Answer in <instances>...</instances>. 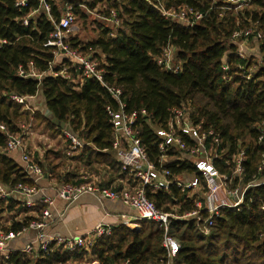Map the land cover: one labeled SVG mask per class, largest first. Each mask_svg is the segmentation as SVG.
Returning <instances> with one entry per match:
<instances>
[{
	"label": "trees",
	"instance_id": "1",
	"mask_svg": "<svg viewBox=\"0 0 264 264\" xmlns=\"http://www.w3.org/2000/svg\"><path fill=\"white\" fill-rule=\"evenodd\" d=\"M19 1L0 0V40L7 43L0 46V127H4V131L0 130V184L9 190L20 184L33 185L23 162L14 160L6 152V146L8 136L20 135L21 124L30 120L22 105L12 101L10 95L23 98L40 95L46 110L68 126L78 140L92 146H85L73 161H84L86 166L107 165L111 173L98 185L101 189L121 192L124 188L118 181L133 180L132 174L123 171L120 162L111 156L113 125L107 109L116 112L120 102L126 114L136 115L134 130L147 161L158 170L168 171L169 180L193 176L205 191L202 175L189 161L182 160L174 149H159L162 140L156 130H167L172 110L186 107L192 125L219 138L216 153L222 158L212 162L219 173L230 177L234 165L227 166L225 161L241 150L245 153L244 172L232 177L229 188L260 185L246 191L239 212L220 210L207 235L199 227L204 226L203 220L208 215L200 212L199 223L170 219L167 232L153 222H143L139 229L124 225L111 227L110 235L97 239L90 253L96 257L97 264L125 261L165 264L162 241L166 234L179 244L174 264H264L261 211L264 205V1L250 0L253 9L233 13L223 10L226 0H46L54 23L62 16L60 6L66 3L71 5L75 19L83 24L89 18L86 9L102 17L114 11L121 23L114 38L109 36L106 24L94 19L92 30L97 34L96 39L83 43L76 37H68L67 43L97 63L103 83L120 90L119 102L96 81L84 80L79 85L76 81L81 71L65 61L54 65L52 73H59L66 66L67 79L44 76L39 81L18 76V71L26 70L30 63L38 73L49 72L55 51L44 47L53 31V22L42 13L30 16L40 9L39 0H26L25 6H17ZM158 1H163L167 9L187 7L203 17L191 29L178 27L161 17ZM24 20H28L26 26ZM249 28L258 30L261 39L255 45L258 52L242 59L230 39L235 31ZM168 46L174 53V62L180 64L178 74L165 72L157 65L156 60ZM257 54L261 57L259 65ZM224 65L228 67L227 73L223 71ZM252 67L257 70L247 79L248 69ZM33 118L38 119L37 114ZM42 119L48 127L60 131L45 116ZM181 137L187 146L194 145V141ZM206 142L210 148L211 139ZM66 143L68 146L69 141ZM163 156L168 160L161 164ZM37 157L32 154L47 179L54 177L69 184L79 177L65 173L57 176L54 173L57 166L46 155L42 160ZM82 182L71 184L78 186ZM145 194L161 213L182 217L197 210L194 203L199 198L195 195L190 198L187 192L181 193L173 185L167 191L152 192L145 188ZM35 209L39 213L43 207L37 205ZM29 210L11 198L0 200V233L27 229L36 218L24 216L20 221L16 218ZM5 214L6 224L2 222ZM84 255V250L68 253L60 248L37 256L11 251L5 264H66Z\"/></svg>",
	"mask_w": 264,
	"mask_h": 264
},
{
	"label": "built area",
	"instance_id": "2",
	"mask_svg": "<svg viewBox=\"0 0 264 264\" xmlns=\"http://www.w3.org/2000/svg\"><path fill=\"white\" fill-rule=\"evenodd\" d=\"M118 1V0H116ZM264 1V0H263ZM26 0H20L17 2V6H25ZM226 7L223 10H231L233 13H238L244 9L250 10V0H226ZM85 8L83 5L81 6ZM158 11L162 18L175 24L178 27L184 29L193 28L198 21L202 19V15L189 9L187 7L170 8L165 7L163 1H158ZM39 10H35L30 16L36 17L39 13L45 14L49 20L53 22L50 15V8L46 3V0H39ZM86 9V8H85ZM62 16L57 23L53 22V31L49 36V40L44 45L45 48H54V62L50 64L51 69L47 73L37 74L30 63L26 70L21 69L18 71V76L23 78H34L41 80L44 76H61L68 78L67 67L62 66V70L59 73H52L54 65H59L62 62H67L81 71L79 74L78 83L81 85L84 80H93L104 86L112 97L119 102L121 95L120 90L107 87L102 81V72L98 69V65L90 57L83 56L78 53L77 50L72 49L67 43L68 32L70 31L72 24L75 21V17L72 13V7L68 3L64 5L62 10ZM88 14H94V12L87 10ZM95 15V14H94ZM96 19L102 21L110 29V37L116 36V31L121 28L120 21L116 18L114 11H110L108 17H102L95 15ZM23 24L26 26L28 20H24ZM261 39V34L256 29H245L235 31L231 36L230 42L236 49V54L242 58L247 59L248 43L253 42L255 45ZM242 40V42L239 41ZM6 41L0 40V46L6 45ZM260 55L257 54L256 62L258 65L261 62ZM157 65L165 72L178 74L180 72V64L174 62V53L168 47L163 50V54L156 60ZM66 65V63H65ZM257 67L248 69L246 78L249 79L252 74L256 72ZM228 67L223 66V71L227 73ZM224 79H226L224 77ZM77 82V81H76ZM18 97L16 95H10V99L15 103L24 106V110L27 109V100L31 99ZM30 106V105H29ZM124 105L119 102V109L116 112L108 113L110 121L113 125V151L116 153L117 160L122 165V170H128L132 173L133 181L138 183L137 186H132L128 183V188L123 189L121 192H116L109 189H101L96 187L73 186L65 184L59 188L56 195L59 199L65 201H74L82 194H93L100 200H109L121 202L124 206L133 211L134 218H125L123 225L129 229H138L143 222H153L163 228L165 232L168 230L169 220H195L197 223L201 220L200 212H205L208 216L203 220V227H199L202 234H209L211 227L213 226V219H215L220 210H232L239 212L244 202V196L248 189L259 186L260 184H250L242 189H230L232 177L241 176L244 172L243 163L245 160V153L241 150L238 154L233 155L231 160L225 161V164L229 166L234 165L232 175L219 173V171L213 166V161L221 159L222 156L216 153V146L219 144V138L209 131L208 133L202 132L200 126H194L191 124L188 118V109L182 107L179 109H173L171 117L167 124V130H159L156 135L162 140L159 145L161 151L166 149H174L177 151L183 160L189 161L196 170L202 175L205 182V193L203 197L198 194L199 199L195 200L196 211L187 213L182 217L174 216L168 213H161L157 210L155 205L149 201L145 194V188H149L152 192L167 191L170 185L175 186L181 193L187 192L188 197H193L192 192L196 191L200 184L193 176L187 177H175L169 180V173L166 170H158L153 164H150L145 156L144 150L141 147L140 141L137 138V133L134 130V124L136 115H128L124 112ZM32 112V111H31ZM142 114H144L142 112ZM23 130L20 135L11 137L8 136L6 152H19L21 155V161L24 164V171L26 175L32 180L33 185H18L14 189L9 190L0 184V200L7 198L13 199L16 203H19L21 207L26 209H33L40 201L38 200V194L40 192L38 183L43 179L42 169L33 161L32 153L26 148L25 142L28 136V127H22ZM1 131H4V127H0ZM184 136L192 141L194 145L187 146L183 142ZM65 138L69 141L68 148L71 150H82L85 146L89 147L90 144H85L78 140L74 135L65 131ZM263 136L259 138L261 141ZM211 139L212 146L207 148L206 141ZM125 144V149H121V144ZM223 152V151H222ZM168 158L166 156L161 157L160 163H166ZM88 181L85 184H89ZM220 192H224L226 199L219 201L217 196ZM201 200V201H200ZM42 203L45 205H52V201L48 197L42 198ZM261 211L264 213V207ZM50 213L46 209L42 211L41 219H36L31 222L27 229L19 233H0V264H5L11 251L22 252L26 255L37 256V254L47 255L52 248H60L68 253H73L79 250L86 251V254H91V248L94 246L97 239L103 236H108L111 233V227L107 224L101 223L97 225L93 231L84 236H66V237H50L46 234L51 219ZM33 231L35 238L23 248L12 250L9 248L11 242L15 241L20 235L25 232ZM162 247L166 251L167 262L165 264H174V259L179 252V244L170 236L166 235L162 241ZM122 264H128L124 262Z\"/></svg>",
	"mask_w": 264,
	"mask_h": 264
},
{
	"label": "crops",
	"instance_id": "3",
	"mask_svg": "<svg viewBox=\"0 0 264 264\" xmlns=\"http://www.w3.org/2000/svg\"><path fill=\"white\" fill-rule=\"evenodd\" d=\"M60 8L63 9L64 6L63 7L60 6ZM99 57L101 60H103L104 58L103 55H101L100 53H99ZM36 73L40 74L37 71ZM29 105L31 106L32 112H33V108L37 111L39 109L41 111L45 109L44 100L40 97V95H37L29 99ZM157 131L159 130H156V133ZM67 147L68 146L66 144L65 153L69 149ZM121 149H125L124 143L121 144ZM28 150L31 153H33V150L34 152L36 151V153H38L37 147H35L33 144H32V148H29ZM80 151L79 152L76 151V154L80 155ZM10 156L14 160H16L19 164H21V155L19 152H12ZM111 156L113 159L117 160L116 153L114 151ZM94 165H99V164H94ZM100 165L104 168L103 170L104 172L102 174L93 176V178L96 177V179L98 180V185L101 184L102 181L108 179L110 175L109 173H111L109 172V169L106 164L101 163ZM70 168L72 170V167ZM68 170H70L69 167L65 169V174H68L70 176L80 175V173L77 174ZM129 173L132 174L130 171ZM79 177L78 180H81L79 179ZM96 179L90 180L89 182L95 183ZM119 182H121V185L123 186L124 189L128 188V181H119ZM98 185L95 187L100 188ZM131 185L136 186L138 185V183L132 180ZM38 187L40 192L38 194V200L36 199V202L40 201V203L37 205L43 207L42 211L47 209L51 216L50 217L51 222L48 228L46 229V234L50 237L84 236L90 233L91 231H93V229L101 223L107 224L109 227H117L119 225H123L122 219H125L126 217L128 218V216L130 219L134 218L135 213L126 206H124L121 202L100 200L97 196L93 194H89V193L83 194L79 196L75 201H71V202L59 199L56 195L57 189L59 187H57L53 183V180L51 179L43 178L38 183ZM44 196L50 198V200L52 201V205L48 206L42 203V198ZM35 207L33 209H30L27 214H24L16 219H22L24 216L41 219L42 211L38 213ZM3 219H5V216H3ZM34 238H35V233L33 231L25 232L24 234L20 235L15 241L11 242L9 248L12 250H16L19 248L21 249L26 244L30 243ZM66 264H97V261H96V257L93 256L92 254H86L77 259H70L69 261L66 262Z\"/></svg>",
	"mask_w": 264,
	"mask_h": 264
},
{
	"label": "rangeland",
	"instance_id": "4",
	"mask_svg": "<svg viewBox=\"0 0 264 264\" xmlns=\"http://www.w3.org/2000/svg\"><path fill=\"white\" fill-rule=\"evenodd\" d=\"M98 8H101V6H98ZM88 15H89V18L85 24H83L82 20L75 19L74 23L72 24L70 31L68 32L69 37H76L78 40L82 41L83 43L91 41L97 37V34L92 30L94 28L92 20L96 19V17L94 14H88ZM240 42H242V40L239 41V44H240ZM246 46H248L247 55L258 52L256 47H255V44L253 42L248 43V45H246ZM22 110H24V106H22ZM44 110H46V109H44ZM44 110L41 111L39 109L37 111L33 108V112H31L32 111L31 106L28 105L26 111H24L25 114L27 113L26 116H28L30 119L29 122H23L21 124L22 130H23L22 127H25V128L28 127V136H27V139L25 142V145H27V149L32 148V144L35 147H37L38 153H36V151L34 152V150H33L32 154H33V156L37 155L38 160H42L44 158V156L46 155L48 161L50 163H52L53 165L57 166L56 170L54 171V173H56L57 176L63 175L65 173V169H67L68 167L70 169L68 171H71V172L77 173V174L80 173L79 179H81V180H78V178H77V180H71L70 182H68L70 185H72L71 183H75L76 181H79V182L85 181L84 183L79 185V186H81L80 188L97 186L98 180L96 179V177L93 178V176L98 175V174H102L104 172L103 171L104 168L100 164L99 165L93 164L92 166H86L84 161H82V162L73 161V159H75V157H77L79 155V154H76V151L79 152L80 150H78V149L77 150H74V149L69 150L68 149V151H66V153H65V146L67 144L66 140H65V131L61 130V129H60V131H58L55 128L48 127L47 126L48 124L46 122H44L42 119V118H44ZM36 114H37L38 119H34V118L32 119V117H34V115H36ZM69 163H71V164H69ZM70 167H72V170ZM43 178H46V176H44ZM91 178H93V179H91ZM49 179L53 180V183L59 188L61 186L65 185V183L60 182V180L57 178L53 177V178H49ZM94 179H96L95 183L90 182L89 184H85L88 181L94 180ZM119 183L121 184V182L118 181V184ZM59 188L57 189V191L59 190ZM204 193L205 192L203 191L202 187L200 186L196 191L192 192L191 195H195L197 197L198 194H201V196L203 197ZM219 194L220 195L217 196V199L219 201H223L226 199V195L224 192H220ZM262 207H264V205H262ZM262 207H261V209H262ZM4 216H5V219H2V222H4L6 224L8 216H7V214H5ZM9 218H10V216H9ZM128 218H129V216H128ZM19 221H20V219H19Z\"/></svg>",
	"mask_w": 264,
	"mask_h": 264
},
{
	"label": "water",
	"instance_id": "5",
	"mask_svg": "<svg viewBox=\"0 0 264 264\" xmlns=\"http://www.w3.org/2000/svg\"><path fill=\"white\" fill-rule=\"evenodd\" d=\"M44 116L57 128L66 131L69 134H72L71 130L68 128V126H66L64 123L60 122L59 120H57L52 114L51 112H49L48 110H45L44 112ZM73 135V134H72Z\"/></svg>",
	"mask_w": 264,
	"mask_h": 264
}]
</instances>
